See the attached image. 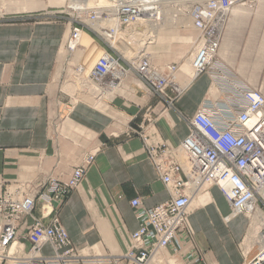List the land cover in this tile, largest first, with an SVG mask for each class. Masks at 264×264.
I'll use <instances>...</instances> for the list:
<instances>
[{
    "label": "crops",
    "instance_id": "1",
    "mask_svg": "<svg viewBox=\"0 0 264 264\" xmlns=\"http://www.w3.org/2000/svg\"><path fill=\"white\" fill-rule=\"evenodd\" d=\"M19 8L22 11L0 13V182L37 185L52 177L66 180L94 155L81 185L60 210L82 259H55L56 250L49 243L41 253L54 264H115L112 258L127 252L132 233L139 228L131 200L139 196L152 207L169 199L143 139L125 134L127 128L152 121L160 137L177 146L190 133L188 117L206 101L223 103L227 94L208 72L194 77L188 57L158 64L164 69L170 64L179 67L175 77L186 87L174 104L150 90L135 70L98 105L86 99L74 101L62 89L69 78L64 71L72 69L71 58L80 51L72 50L66 57L64 39L71 27L43 20L34 4ZM239 13L234 9L229 17L218 61L226 67L264 63V55L256 49L236 55L234 23L244 15ZM212 187L214 200L200 204L195 198L198 204L189 214L196 231L194 243L187 239L181 250L168 249L157 264H173L172 257L177 264H244L241 246L254 231L251 219L244 214L226 216L231 206L220 188ZM205 197L202 194V200ZM34 215L41 216L40 206ZM33 221L27 216L22 229Z\"/></svg>",
    "mask_w": 264,
    "mask_h": 264
},
{
    "label": "built area",
    "instance_id": "2",
    "mask_svg": "<svg viewBox=\"0 0 264 264\" xmlns=\"http://www.w3.org/2000/svg\"><path fill=\"white\" fill-rule=\"evenodd\" d=\"M105 1V6L87 8L84 12L111 44L142 16L153 25L147 33V43L141 44L147 45L146 49L141 47L129 58L131 65L107 48L89 71L78 64L76 76L86 88L83 91L98 101L135 70L150 90L174 104L186 87L175 77L179 67L176 64L168 65L167 69L158 67L148 50L164 20L166 0ZM233 3V0H207L189 14L199 32L192 58L194 77L208 72L228 98L223 103L206 101L188 117L190 133L177 146L162 139L152 121L146 126L130 125L125 132L143 139L147 156L169 191V199L152 207L146 206L139 196L131 200L139 228L132 233L130 250L120 257L126 260L123 264H150L158 254L164 257L168 249L181 250L187 239L194 243L195 232L189 223L191 206L197 194L211 185L222 190L235 216H248L252 225L253 217L258 215L259 228L254 235L249 232L241 250L244 264H264V92L234 79L228 67L218 61ZM80 38L81 30L74 28L68 47L75 50L80 46ZM94 158L89 155L66 180L52 177L37 185L0 182V264H46L48 257L39 252L48 243L55 248L58 259L77 256L60 210L81 185ZM38 206L41 216L34 215ZM27 216L34 221L22 229Z\"/></svg>",
    "mask_w": 264,
    "mask_h": 264
},
{
    "label": "rangeland",
    "instance_id": "3",
    "mask_svg": "<svg viewBox=\"0 0 264 264\" xmlns=\"http://www.w3.org/2000/svg\"><path fill=\"white\" fill-rule=\"evenodd\" d=\"M87 1L88 0H0V6H3V12L5 13L12 11H22L19 8L20 6L23 5L26 7L28 4H34V7L37 8L34 10L35 13L39 17L43 18V20L50 19L59 22H66L67 24H69L71 29L69 30L70 31L69 35L64 39L65 41L69 40L74 28H79L81 30V37H82V31H84L85 33L90 35L91 38H93V40L100 43L104 48H107L110 51H112L114 54L121 56L127 65H131L129 62L131 61L129 60V57L125 56V54L121 53L116 47H114L111 44V41L101 33V30L99 28H97V25H95L90 20H88L87 15L84 12V9L87 8L88 9L101 8L107 4L106 1L105 2H101V0H90V2ZM167 1H168L167 2L168 6H164V8L167 7L169 16L173 19H178L181 15V12H184L185 15L189 16L190 10L192 8L200 4H205L207 2V0H167ZM233 2L234 3L231 8L230 16L231 14H233L234 9L240 10L239 14L245 15V16L244 15L238 16V20L234 23L235 34H233V36H235V42L234 40L233 42H234V49L236 50V55H240L244 49L245 50L256 49L259 50L260 53L264 55V0H233ZM79 6L80 7L85 6V8L78 9ZM178 10H182V11H180V13L178 14L177 12ZM185 24L186 25L184 26H177V27L172 26V28L170 29H166V28L159 29V32L156 34L157 35L156 41L153 44H149L148 47L149 51L152 53L155 65L160 67V65L158 64H161L164 61H169V60L186 61L188 57H190V59L193 58V55L195 54L198 46L199 32L193 27V22L191 17L190 20L186 19ZM141 31H139L140 35L137 38H132V36L130 38H127V36L125 35V37L119 36L118 39L122 40L124 43H129L130 45L133 44L135 46L136 43L141 41L143 42V44L147 43V36H148L147 33L151 31V27L146 26ZM187 37H190L191 39L188 41L184 40ZM82 44L83 45L77 47L80 50L78 54H75L76 56L71 58V60L75 59L74 63L72 64V69H70L71 72L69 71V69H66L64 71L66 74L69 73L68 79L71 81H67L68 83L67 82L64 83L62 89L65 93L69 94L74 101H78L80 99H86L89 100L90 102H93L94 104H97L99 101H102L104 97L105 98L112 97L115 94L113 91L116 89H114L112 92H106V94L101 99H99V101H97V99L94 98L93 95H91V93L88 92L87 94L85 91H83L86 90V88L82 87V82H81L82 80L80 82L76 80L77 79L76 66L80 63H84L86 66L90 65V69H91L95 64L97 58L104 51H102L101 49L100 51L98 47L95 45L94 49H92L91 51L92 55L90 56V58L87 59V57H84V51L87 50V46L84 43ZM66 50H67L66 57L68 56L67 58H69V56L74 51H72L71 53L70 50L68 49ZM218 58H221V56L218 55ZM88 61L90 64L88 63ZM227 67H229L232 70L231 71L233 74L232 77L234 79L241 80L253 88L262 89V91H264V63L256 64V65H242V66L227 65ZM161 68L163 69V67ZM191 70H192L191 74L194 75V69L192 67V64H191ZM176 79L184 85V82H181L177 77ZM122 87L123 85L120 86L119 89H121ZM212 186L214 185L206 186L203 188L202 192L204 195L206 194L207 197H205L203 202L199 201L200 204L201 203L204 204L206 202L214 200L211 196L213 190ZM197 204L198 202L196 199L193 202L191 209ZM226 216L228 217L232 216V218L236 217L231 212V210L229 214H227ZM226 218L227 217H225V220H227ZM189 223L191 224L192 229L196 233L190 221V218H189ZM131 243H132V239H131ZM131 243L127 252L131 248ZM29 247L30 245L29 243H27L26 251H29L30 249ZM79 254L80 252L79 250H77V255ZM79 258L82 259V257L76 256V257H66L58 260L67 261L70 259H79ZM172 259L176 261L175 257H172ZM47 260L48 261L46 264H54V261H52L51 259H47ZM112 260L113 262H115V264H123L126 262L125 259L120 260V257L112 258ZM173 260L172 263L177 264V262ZM59 262L61 261H56V264ZM101 263L104 264L105 261H102Z\"/></svg>",
    "mask_w": 264,
    "mask_h": 264
},
{
    "label": "bare ground",
    "instance_id": "4",
    "mask_svg": "<svg viewBox=\"0 0 264 264\" xmlns=\"http://www.w3.org/2000/svg\"><path fill=\"white\" fill-rule=\"evenodd\" d=\"M90 2V0H88ZM87 1V2H88ZM101 2H105V0H101ZM164 2V1H163ZM167 0L164 2L165 6H168L167 5ZM87 4V3H86ZM84 5V4H83ZM85 6H79L78 9H84ZM3 12V7L0 6V13ZM162 13L164 14V20L162 22V25L160 28H166V29H170L172 28V26H184L186 25L185 22H186V19L190 20V17L188 15H185L184 12H181V15L178 19H173L169 16V12H168V9L167 7H165L162 11ZM177 21V22H176ZM178 23V24H177ZM147 24H149V27L150 25L153 23H151V21L145 17V16H142L138 21H136L135 23H133V25H131L130 27H128V29H126L125 32L122 33V35H120L121 37H125V35L127 36V38H130L132 36V38H137L140 33L139 31L143 30ZM180 24V25H179ZM142 32V31H141ZM146 42V41H145ZM82 43L86 44L87 46V50L84 51V57H87L90 58V56L92 55L91 54V51L92 49H94L95 45L98 47V49L102 50V51H105L104 50V47L96 42L95 40H93V38H91L90 35H88L87 33H85L84 31H82V37H81V40H80V46L83 45ZM143 42H138L136 43V46L135 45H130L129 43H124L122 40L118 39V37L115 39V40H112V45L114 47H116L121 53L125 54V56L129 57V58H133L134 55H136L138 53V51H140L141 47H144L143 45H141ZM66 44V42H65ZM146 46L144 47V49H146ZM66 48L68 50H70V52H72V50L66 45ZM97 49V50H98ZM96 50V51H97ZM98 50V51H99ZM100 50V51H101ZM149 50V48H148ZM75 51V50H74ZM93 53V52H92ZM68 57V56H67ZM70 57V56H69ZM83 57V58H84ZM89 63V61H88ZM90 64V63H89ZM81 65L85 66V69L89 70L90 69V65L89 66H86L84 63H81ZM92 67V66H91ZM77 81H81L80 79H76ZM202 194L203 192H199L197 194V197L201 202H203L202 200ZM226 198V197H225ZM228 201V200H227ZM257 214L253 217V220H252V230H254L252 233H250V236L251 235H254L256 233V231L258 230L259 226H258V218H257ZM257 223V224H256ZM15 246V245H14ZM12 246V251L15 249V247ZM55 250V249H54ZM39 254L42 255L41 251L39 252ZM56 251H55V256L54 258L56 259L57 258V255H56ZM161 258V255L158 254L157 256H155V258L152 260V262L150 264H157L158 263V259ZM58 259V258H57Z\"/></svg>",
    "mask_w": 264,
    "mask_h": 264
}]
</instances>
